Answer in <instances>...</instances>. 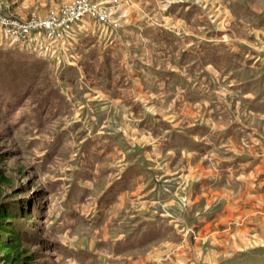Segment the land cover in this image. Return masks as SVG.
Returning a JSON list of instances; mask_svg holds the SVG:
<instances>
[{
	"label": "crops",
	"instance_id": "obj_1",
	"mask_svg": "<svg viewBox=\"0 0 264 264\" xmlns=\"http://www.w3.org/2000/svg\"><path fill=\"white\" fill-rule=\"evenodd\" d=\"M109 3L118 28L87 20L76 25L71 35L54 42L52 56L59 73L67 74L66 80L69 75H75L79 82L85 76L88 80L89 75L101 76L86 88L89 92L84 93L88 95L84 102L71 101L76 107L72 122L79 127L75 134L85 133L83 124L89 125L86 134H101L99 142L105 157L121 153V172L104 196L102 209L110 210L118 203L122 250L135 251L151 240L168 237L174 217L193 218L202 227L198 231L207 228L209 234L218 236L224 231H216V224L211 229L205 220L215 217L219 206L214 203L220 200L228 211L224 218L231 219L225 228L233 219L237 224L230 235L235 239L228 237L221 247L230 248L234 243L238 248L262 245L264 50L240 52L223 40L208 45L206 21L200 18V4L195 0ZM260 7L264 10V0ZM236 9L241 10L238 6ZM195 10L197 18L192 15ZM259 17L264 24V13ZM191 25L201 33L191 36ZM179 27L181 34H177ZM215 34L221 35L222 31ZM195 51L198 62L193 61ZM144 57L153 62L148 63ZM252 58L257 60L250 62ZM110 60L118 65L116 73L110 71ZM143 73L150 78L137 82L142 90L150 96L158 90L167 92L181 106L178 119L172 113L165 117L153 110L158 100L143 99L141 92L133 94L128 103L122 96L113 98L101 93L116 85L111 76L116 75L118 82L140 76V81ZM121 106L131 108L120 114V119L126 118L128 123L126 132L121 125L112 124ZM233 108H239L237 112L241 111L247 121L235 115ZM178 193L187 206L181 208L180 217H173L169 211Z\"/></svg>",
	"mask_w": 264,
	"mask_h": 264
},
{
	"label": "rangeland",
	"instance_id": "obj_2",
	"mask_svg": "<svg viewBox=\"0 0 264 264\" xmlns=\"http://www.w3.org/2000/svg\"><path fill=\"white\" fill-rule=\"evenodd\" d=\"M76 1L0 0V19L24 22L45 18ZM195 2L200 4V18L202 16L206 21L208 45L219 44L218 40H223L237 46L240 52L245 49L255 52L264 50V24L258 19L264 13L260 7L262 0ZM237 6L241 10L238 11ZM253 7L258 10H252ZM193 13L197 18V11ZM87 20L94 19L86 17L77 25ZM219 30L224 36L215 34ZM182 32L179 27L177 34ZM189 32L191 36L201 33L192 25ZM54 46L42 33H30L24 44H14L5 26L0 23V204L18 215L16 224L23 236L22 253L26 255L27 263L264 264V241L262 245L247 244L238 248L234 243L230 248L221 247L225 239L234 238L230 235L237 226L233 219L228 229L225 228L224 224L231 219L224 218L225 214L228 215L224 200L223 204L221 200L214 203L219 206L215 217L205 220L211 229L217 226L216 231H224L218 236L209 234L210 229L207 228L201 229L205 233L198 231L202 227L193 218H175L180 217L181 208L187 206L185 200H181V193L176 194L169 211L174 217L171 218L174 230L171 228L168 237L164 235L151 240L135 251L122 250L118 203H114L110 210L102 209L104 196L121 172V153L116 151L105 157L106 152L102 153L100 143L101 134H86L88 124L87 127L83 124L85 133L75 134L79 127L76 128L72 122L76 107L71 101L84 102L85 96L88 97L84 93L89 92L86 88L91 81L98 82L101 76L89 75L90 80L85 76L82 78L84 83L76 81L75 75L64 79L67 74L63 76L59 73L52 56ZM196 52L192 53V57L198 62ZM144 60L153 62L146 57ZM250 60L252 62L257 58ZM185 61L182 60L183 64ZM67 62L70 63L69 60ZM109 65L111 72L118 68L113 60ZM115 77H110L112 84L116 83L113 89L102 90L101 93L113 98L122 96L128 103L133 94L141 92L143 99L158 100L157 107L152 109L160 115L166 117L172 113L176 119L179 118L181 106L167 92L158 90L156 95L150 96L137 83L148 81L150 76L147 73L141 75L140 81V76L122 78L121 82ZM73 78L74 81H71ZM117 85L122 86L121 91ZM129 109L120 107L113 126L121 125L123 131H127L126 118L120 119V114ZM237 110L233 108L232 112L247 121ZM259 135L255 136L259 139ZM94 137L99 138L92 140ZM93 213L96 215L93 216ZM262 237L264 239V235ZM0 264L5 263L0 261Z\"/></svg>",
	"mask_w": 264,
	"mask_h": 264
},
{
	"label": "built area",
	"instance_id": "obj_3",
	"mask_svg": "<svg viewBox=\"0 0 264 264\" xmlns=\"http://www.w3.org/2000/svg\"><path fill=\"white\" fill-rule=\"evenodd\" d=\"M111 13V4L104 0H97V2L78 0L64 6L58 12H51L45 18H32L24 22L0 19V23L5 26L14 44H24L28 41L30 33H42L46 40L54 43L67 37L73 28L86 17L117 28V23Z\"/></svg>",
	"mask_w": 264,
	"mask_h": 264
},
{
	"label": "trees",
	"instance_id": "obj_4",
	"mask_svg": "<svg viewBox=\"0 0 264 264\" xmlns=\"http://www.w3.org/2000/svg\"><path fill=\"white\" fill-rule=\"evenodd\" d=\"M18 215L0 204V261L5 264H28L22 253V233L17 227Z\"/></svg>",
	"mask_w": 264,
	"mask_h": 264
}]
</instances>
